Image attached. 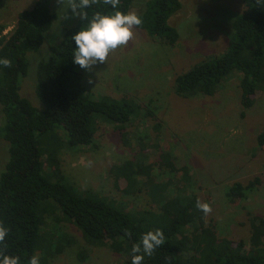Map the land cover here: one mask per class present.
Returning <instances> with one entry per match:
<instances>
[{"label": "trees", "instance_id": "trees-1", "mask_svg": "<svg viewBox=\"0 0 264 264\" xmlns=\"http://www.w3.org/2000/svg\"><path fill=\"white\" fill-rule=\"evenodd\" d=\"M51 1L36 0L30 9L19 12L8 34H4L6 26L0 23V59L11 61V67L0 65V139L8 145L5 162L0 155V221L10 229L0 250L19 256L21 264H28L33 255L40 258V264H47V255L52 249L59 251L60 245L54 246L42 228L47 219L57 214L73 224L89 244L106 245L125 258L123 264H131L132 248L142 236L157 229L164 232L165 243L151 256L145 255L143 264H264L263 217L250 220L248 243L220 239L213 225L205 221V214L197 209L196 195L187 193L183 186L153 183L147 178L148 195L157 208L127 210L107 196L74 189L59 174L52 162L62 148L93 147L99 121L122 129L142 114L143 108L125 98L92 97L81 84L82 68L73 63L76 45L72 37L87 26L94 14H127L134 0H120L116 9L100 0L85 9L87 20L79 18L64 30L60 43L36 66L34 94L43 109L20 95V80L29 69L26 54L40 48L55 19ZM241 1L245 11L229 16L230 35L224 53L178 75L176 96L211 95L233 72L240 74L243 108L263 89L264 0ZM180 7L179 0H148L138 14L142 24L137 27L156 41L174 44L178 33L169 19ZM58 129L63 130L65 141ZM256 144L264 148V127L256 136ZM162 162L164 170L181 171L187 177V170L183 167L179 171L168 155ZM147 172L131 161L110 168L116 188L118 182H125V195L140 191L138 176ZM255 182L233 183L227 197L243 199Z\"/></svg>", "mask_w": 264, "mask_h": 264}, {"label": "rangeland", "instance_id": "rangeland-1", "mask_svg": "<svg viewBox=\"0 0 264 264\" xmlns=\"http://www.w3.org/2000/svg\"><path fill=\"white\" fill-rule=\"evenodd\" d=\"M35 1L1 0L4 34L12 30L17 14L30 9ZM147 1L134 0L129 12L142 13ZM179 2L180 9L169 19L178 33L174 44L156 41L135 27L129 43L111 52L105 63L91 70L81 69V84L92 97L129 99L143 108L142 114L122 129L99 121L93 147L62 148L52 165L74 189L107 196L127 210L157 208L148 195L147 178L153 183L183 186L187 193L211 205L212 212L205 221L213 225L220 239L248 243L250 220L255 216L264 218V148L256 144V136L264 127V86L246 108L241 105L238 72L223 79L211 95L198 93L180 98L174 92L178 75L224 53L230 35L229 16L242 14L245 6L241 0ZM50 11L55 15L52 27L44 34L40 48L26 54L29 69L19 83L20 95L40 110L43 105L34 94L36 66L60 43L64 30L79 19L59 0L51 1ZM58 130L65 141L63 130ZM7 149V143L0 139L3 162L7 160ZM165 154L178 170H187V177L180 170L171 173L163 169ZM127 161L138 162L148 170L138 176L140 191L131 195L123 192L125 182H118L116 188L110 176L112 166ZM252 182L254 188L243 199L227 197L233 183ZM42 231L51 237L54 246L60 245L59 251L52 249L47 255V264L125 261L106 245L89 244L73 224L57 214L46 220Z\"/></svg>", "mask_w": 264, "mask_h": 264}, {"label": "clouds", "instance_id": "clouds-1", "mask_svg": "<svg viewBox=\"0 0 264 264\" xmlns=\"http://www.w3.org/2000/svg\"><path fill=\"white\" fill-rule=\"evenodd\" d=\"M59 3L63 6L67 4L74 17L87 20L85 9L99 4L100 0H59ZM103 4L116 9L120 0H103ZM141 24L142 19L134 11L127 14L121 11H115L114 14L96 12L87 26L72 37L76 45L73 63L86 70H91L94 65L105 63L111 52L129 43L133 38L134 28ZM0 65L11 67V61L7 58L0 59ZM196 207L205 216L212 212V207L207 202L197 200ZM9 231L10 229L5 226L4 222L0 221V244H4ZM127 234L130 236L131 232ZM165 239L162 230L146 232L141 242L132 248L131 264H143L144 256H151L165 243ZM0 264H21V260L19 256L6 255L3 250H0ZM28 264H40V258L33 255L28 260Z\"/></svg>", "mask_w": 264, "mask_h": 264}]
</instances>
